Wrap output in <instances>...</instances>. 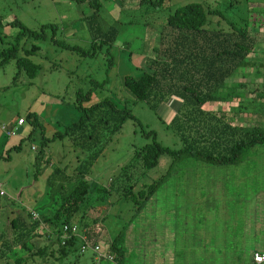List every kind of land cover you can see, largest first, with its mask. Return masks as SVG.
<instances>
[{
    "label": "rangeland",
    "instance_id": "obj_1",
    "mask_svg": "<svg viewBox=\"0 0 264 264\" xmlns=\"http://www.w3.org/2000/svg\"><path fill=\"white\" fill-rule=\"evenodd\" d=\"M89 1L94 0H0V24L6 35L17 33L18 28L10 26L14 19L31 30H38L42 24H57L55 39L71 48L77 47L72 50L55 45L48 31L45 39L22 41L26 50L31 45L39 48L29 57L32 64L40 67L34 78L21 73L14 81L13 77L17 72L14 61L0 67V85L3 84L0 87V137L4 133L3 127L14 126L8 136L7 148L2 153L5 158L0 159V189L6 195L0 196V234H4L8 245L12 244L16 233L10 223L17 218L24 222L27 230L31 229L33 220L29 212H43V206L48 200L45 195L47 179L52 170L64 169L65 174L70 176L80 163L76 160L78 151L70 145L67 138L49 143L40 153V134L36 132L33 141L26 138L30 131L25 122L27 113L45 112L47 105L56 106L58 103L60 112L56 123L64 124L62 119L70 123L73 119L71 116L77 114L73 106L74 92L77 89L85 92L90 88L91 81L101 83L108 78L109 84L96 91L97 99L109 98L119 108L126 107L135 120L128 119L119 133L108 139L103 153L86 176L87 181L98 185V190L90 196L88 203L89 207L94 208L83 207V210L88 209L85 220L90 222V219L95 218L98 222L88 227L90 236L85 234L82 237L87 240L94 235L90 240L96 241V245L102 248L101 251L108 252L107 246L112 238L133 220L137 222V226L132 227L134 231L138 229L140 232H149L157 240L158 247H168L172 258L165 259L166 264H216V261L223 263L224 259H231L233 255L227 254L224 245L218 248L220 227L219 221L213 215L216 212L209 213L211 216L203 223L195 219L192 209L187 210L182 205L192 207L193 203H197L198 192H216L218 187L227 184L230 186L229 191L237 188L245 193L255 207L259 201L260 210L264 213V144L244 150L240 162L233 165L210 164L196 157L174 161L163 154L154 168L143 173L138 162L132 160L134 150L151 142L150 138L142 136L140 126L146 131H153L156 141L172 150L181 149L186 144L178 137V128L175 125L167 126V115L159 118L146 104L134 100L123 88V78L126 75L138 78L141 70H148L147 58L158 57L170 44L172 33H167L168 29L165 28L162 34V45L158 44V37L165 26L166 18L176 8L190 3L201 4L206 10L222 12V16L218 17L207 15L210 28L216 26L218 20L222 24L226 21L244 23L248 33L256 40L258 45L251 60L257 65H263L258 70L263 73L262 78H243L240 73L234 77V81L251 82L249 91L243 97L250 98L255 103L260 102L264 94V0H170L162 5H156L155 0H99L98 18L101 28L107 30L113 27L118 30L110 51L114 59V70L110 69L108 75L106 44L92 49L88 24L84 19L95 10ZM151 46L157 52H152L154 48ZM89 52L92 53L91 56H87ZM23 54L20 51L19 55ZM239 92L241 94V89ZM218 107L225 110L230 108V104L216 105ZM245 114L236 115L240 124L245 123ZM261 117L264 119V114ZM263 119H248L247 124L264 122ZM19 121L22 124L20 127L17 126ZM52 132L53 130L47 128L45 136H50ZM19 144V150H10L6 154L5 151ZM80 159L83 156L80 155ZM237 172L241 173L242 179L236 177ZM163 176V183L137 213L141 206L138 193L140 187L148 186ZM133 183L135 187L126 198L125 190ZM229 191L225 192L230 193ZM207 202L210 204L212 201ZM174 214V219H179L180 222L171 226V215ZM259 220L262 231L258 240H261L264 238V221ZM78 223L82 222L78 219ZM47 233V229L37 228L27 239L29 250L21 249V245L17 244L9 252H5V257L2 260L0 258V264H13L18 257L28 258L22 264H93V260H96L89 249L84 253L78 252L80 245L76 251L62 258L56 236L50 237L48 241ZM205 238L211 240L207 246L204 245ZM226 238L229 239L226 242L232 247L235 246L230 236ZM260 243L264 248V240ZM143 245L127 249L122 263L102 260L99 264H159L154 263V258L162 255L158 251L162 248L147 251ZM87 246L90 248V243ZM38 249H44V253H36ZM203 258L207 260L204 261Z\"/></svg>",
    "mask_w": 264,
    "mask_h": 264
},
{
    "label": "trees",
    "instance_id": "obj_2",
    "mask_svg": "<svg viewBox=\"0 0 264 264\" xmlns=\"http://www.w3.org/2000/svg\"><path fill=\"white\" fill-rule=\"evenodd\" d=\"M71 1L84 2L86 0ZM166 1L170 0H155V4L162 5ZM89 2L93 4L95 10L84 19L88 24L87 29L91 36L92 49L106 44V74L108 75L114 66V59L110 51L118 35V30L113 27L103 30L98 18L99 0ZM207 15L218 17V15L222 16V12L206 10L201 4L195 3L176 8L166 18L165 26L158 37V44L162 45V34L165 28L168 29L167 33L170 31L172 33L170 44L163 49L162 54L158 57L147 58L146 67L148 70H141V75L138 78L129 75L123 78V88L131 94L135 101L146 104L159 118L158 110L161 105L167 104L172 98L180 101L179 109L174 113L167 126L175 125L178 128V137L186 144L181 149L172 150L162 146L156 141L153 131H146L139 125L142 136L151 139L149 144L134 150L132 156V160L138 162L143 173L154 168L158 164L159 157L163 154L168 155L174 161L196 157L210 164L233 165L240 161L244 150L264 144V122L256 121L258 123H248L249 125L240 127L231 125L223 115L217 117L211 111L202 110V106L213 101L238 100V113L248 114L251 120L263 119L261 115L264 114V94L258 103L243 97L249 91L248 87L251 86V82L230 83L231 81L235 82L234 77L240 73L243 78H262L263 73L258 70L263 65L252 62L255 48L258 45L256 40L248 33L244 23L226 21L222 24L218 20L217 25L210 28ZM10 26L17 27V33L6 35L0 24V42L2 43L0 67L14 61L17 69L13 77L14 81L21 73L26 74L29 78H34L40 71V67L32 64L29 60V57L39 49L38 46L31 45L26 50L22 43L23 40L45 39L49 31L50 39L55 45L61 48H71L68 44L55 39L57 24H42L38 30H31L14 19ZM125 46L127 47V45ZM76 48L74 46L71 49ZM20 51H23V56L19 55ZM152 52L157 51L154 48ZM91 55L92 53L89 52L87 56ZM109 81L108 78L101 83L91 81L90 88L85 92L77 89L74 92L73 102L77 114L68 125L62 126L55 123L58 127L50 136H45L46 128L39 114L27 113L25 122L30 127V131L26 138L33 141L36 132L40 134V153L49 143L67 138L70 145L78 151L79 156H76V160L80 163L71 173V177L65 174L64 169L54 168L52 170L47 179L45 195L48 196V200L43 206V212H37V218H33L30 214V212H35H29L30 218L33 220L32 228L27 230L23 225L24 222L18 218L13 219L10 224L16 236L10 245L3 237L4 234H0L1 260L5 257V252H9L17 244L21 245V249L29 250L27 239L39 227L47 229L46 238L48 241H50V237L56 236L55 239L58 241L59 253L62 258L67 257L70 252L76 251L77 246L83 245V235L90 236V230L87 229L90 224L97 223L98 219L92 218L88 222L85 218L87 210L94 208L93 206L89 207L88 203L90 196L98 190V185L87 181L86 176L91 171L94 162L103 153L108 139L118 134L128 119L135 120L126 107L119 108L109 98L97 99L96 91L107 86ZM239 89H241V94ZM250 92L252 93V91ZM19 148L20 144L6 151V154L10 150L17 151ZM80 155L83 156L82 160ZM3 158L5 157L1 154L0 159ZM163 178L165 176L148 186L140 187L138 191L141 199L140 209L158 190L163 183ZM72 180L75 182H71ZM138 181H141L140 178ZM132 186L125 190L126 198L128 194H131L135 184L133 183ZM83 207H88V209L83 210ZM78 219L82 223H78ZM130 222L131 220L129 224ZM127 224L120 229L107 246L108 253L112 258L94 259L96 262L93 260V264H99L102 260L123 262L124 235ZM91 237L84 242L95 243L96 241L90 240ZM44 249H38L36 253H44ZM78 252L82 253L79 248ZM92 253L96 257L93 251ZM27 259V257L15 258L13 264H22Z\"/></svg>",
    "mask_w": 264,
    "mask_h": 264
},
{
    "label": "crops",
    "instance_id": "obj_3",
    "mask_svg": "<svg viewBox=\"0 0 264 264\" xmlns=\"http://www.w3.org/2000/svg\"><path fill=\"white\" fill-rule=\"evenodd\" d=\"M236 82L237 81H235V83ZM230 83L233 82L231 81ZM1 85L0 87H2ZM220 104H230V108L225 110L224 108L221 109V107L216 108V105H220ZM238 104H239L238 100H228L226 102L213 101L210 103H206L204 106H202V110L211 111L217 117L223 115L231 125H237V126L239 125L240 127H244L249 125L247 124V121L248 119L251 118L248 114L237 112ZM57 106H59L58 103H56V106L47 105L45 112L42 111L40 112L41 113L40 118L42 119L46 130L48 128L54 131L58 127L55 124L57 115H59L58 113L60 112ZM179 107H180V101H178V99L176 98H172L171 100H169L167 104L161 105L158 112L160 113L161 117L163 115L168 116V121L166 122L168 123L172 119L174 113L177 112ZM55 108H57V110ZM242 114L247 115V119L245 123L240 124L239 117L237 116L238 115L240 116ZM71 117H73L74 119L75 116H71ZM53 119H55V121ZM62 123L66 125L69 124L67 120L65 121L64 119H62ZM8 140H9L8 136L4 131L3 135L0 137V155L7 148L9 142ZM229 173H231V170H229ZM236 177L242 179L241 173L237 172ZM236 185L238 186L237 183ZM229 188H230L229 185L223 184V186L221 185L220 187H218L216 192H210L208 194L207 193L203 194L198 192L196 196L197 198L196 204L193 203L192 207H186L183 204L182 207L187 210L192 209V211L195 212V219L203 223H206L207 218L211 216L209 215V213H212L213 211L216 212L213 215L219 221V227H220L218 248L220 247V245H224L225 251H228L227 254L233 255L231 259H224L223 263L222 261H219V263L216 261L215 262L216 264H257L253 260V254L254 253L263 254L262 251H264V248L260 246V244H262V242L260 243V241L264 240V238L258 240V237L260 236V233L262 231L261 223L259 219L264 221V216H260V214L264 215V213L263 211L260 210L259 201H258V205L255 207L253 205V202L249 201V199L246 198L245 193H242L239 191V189L233 187L232 188L234 189V191H229ZM226 190L229 191L230 193L225 192ZM258 199L259 198H257V200ZM207 201H212V202L208 204ZM142 209L143 208L139 209L137 213H139ZM175 214L171 215V223H170L171 226H174L176 223L180 222L179 219H174V216H176ZM198 221L197 223H199ZM136 226H137V222L135 223L132 220L129 226L125 229L124 245H125L126 254H127V249L135 248L140 244L141 245L144 244L143 247L146 246L147 249L145 250L147 251L148 249L151 250L152 248H157V249L162 248L158 250L159 252L162 253V255L158 257H164V258L156 257L154 258V263L166 264L165 259L172 258L170 255V250L167 249L168 247L164 245H160L158 247L157 240L153 239L152 235H150L149 232L148 233H146V231L140 232L138 229H135L134 231L132 227H136ZM247 233L249 234V238ZM221 235L224 236L226 241L229 240L226 238V236H230V240L235 246L232 247L229 242L224 241ZM208 237L210 239L212 238V236H208ZM209 241L211 240L205 238L204 245L207 246L208 243H210ZM203 260L206 261L207 259L203 258ZM261 264H264V262Z\"/></svg>",
    "mask_w": 264,
    "mask_h": 264
},
{
    "label": "built area",
    "instance_id": "obj_4",
    "mask_svg": "<svg viewBox=\"0 0 264 264\" xmlns=\"http://www.w3.org/2000/svg\"><path fill=\"white\" fill-rule=\"evenodd\" d=\"M17 125H19V126L22 125L21 121H19L17 123ZM11 132H12V130H6V135H9ZM3 194H4L3 191L0 190V195H3ZM30 214L32 215L33 218H37V216H38L36 213L30 212ZM62 238H65V237H62ZM87 247H88L87 245H83L81 247V252L82 253L85 252ZM91 249L96 254V257H95L96 260L101 258V257L108 258V259L112 258L107 251H103V250L101 251L102 248L100 249L99 245H94L91 247ZM253 259H254V262H256L257 264H260V263L264 262V255H262L260 253H254Z\"/></svg>",
    "mask_w": 264,
    "mask_h": 264
},
{
    "label": "clouds",
    "instance_id": "obj_5",
    "mask_svg": "<svg viewBox=\"0 0 264 264\" xmlns=\"http://www.w3.org/2000/svg\"><path fill=\"white\" fill-rule=\"evenodd\" d=\"M17 126H19V125H17ZM20 126H21V125H20ZM13 128H14V126H13V127H12V126H9L8 128L3 127V130H4L5 133H6V130H13ZM8 136H9V135H8ZM32 149H33V148H32ZM84 241H86V240H85V238L82 237V242H83L82 244H83V245H87V243H85ZM88 243H90V242L88 241ZM83 245H82V246H83ZM90 245H91L90 248L87 247L86 250H88V249H89V250H92L91 247L94 246V245H96V243H93V244L90 243ZM82 246H80V251H81V247H82Z\"/></svg>",
    "mask_w": 264,
    "mask_h": 264
}]
</instances>
